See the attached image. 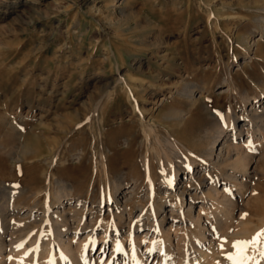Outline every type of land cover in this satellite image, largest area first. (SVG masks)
<instances>
[{
  "label": "rangeland",
  "instance_id": "rangeland-1",
  "mask_svg": "<svg viewBox=\"0 0 264 264\" xmlns=\"http://www.w3.org/2000/svg\"><path fill=\"white\" fill-rule=\"evenodd\" d=\"M90 1L0 0V192L7 186L13 207H33L40 214L46 200L55 204L56 193L68 185L71 204L65 209L73 219L66 225L73 245L91 239L83 230L79 238L73 234L83 202L86 207L105 202L116 185L126 189L118 198L126 210L148 211L174 168L184 170L191 160L204 163L208 170L196 164L192 180L180 179L178 195L187 201L192 187L201 186L212 207L214 169L235 174L227 182L232 192L225 189L231 198L218 201L231 214L224 224L229 233L218 241L225 255L220 252L210 263L240 264L254 242L240 247L234 242L247 241L242 238L247 229L257 228L254 234L264 229L258 225L264 223V113L249 108L254 97L264 100V0H94L95 13L89 12ZM243 98L249 100L245 112L253 111L257 120L250 118L249 135L241 127L227 139L221 161H215L226 136L219 137L220 131L228 130ZM4 190L0 201H9ZM222 194L219 190L218 197ZM132 200L138 210L131 209ZM210 206L192 203L191 215L198 213L201 221ZM9 209L6 216L15 220ZM101 215L128 237L125 214L119 220L106 210L86 214L85 226L96 227L94 250L103 233ZM27 220L18 221L12 233L24 244L21 257L27 255L30 264H69L67 253L54 246L51 256L39 253L49 230L40 219ZM175 223L163 220L170 243L175 240L167 259L179 264L190 249ZM242 229L246 232L239 233Z\"/></svg>",
  "mask_w": 264,
  "mask_h": 264
},
{
  "label": "bare ground",
  "instance_id": "bare-ground-1",
  "mask_svg": "<svg viewBox=\"0 0 264 264\" xmlns=\"http://www.w3.org/2000/svg\"><path fill=\"white\" fill-rule=\"evenodd\" d=\"M88 9H89V12H91V13H95L97 11L94 0H91L89 2V8ZM255 41L256 40L254 39L252 44H255ZM248 102H249V100L247 98H243L242 106L238 109V111L234 115L232 114L233 116L230 115L231 118H229L230 121L228 122V125H227L229 127L228 130L225 131L223 129L220 131L219 137H222V135H226V136H225V138L222 137L219 140V141H221L223 139V142L221 143V146L219 148V151H218V154L216 156L215 161H221L219 159V156L221 154V151L224 148V142L227 139L232 140L230 138H234L237 135V132H240V131H238L239 128L244 127V129H245V133L243 132L244 135H247L248 132H251L250 129H253V128H251L253 126H252V123H250V118H254L257 115L254 114L253 111H251V113L245 112L247 110L246 108L248 107V105H247ZM250 105L251 106L249 108L256 106L260 109V113H264V100L263 99L260 100L257 97H254L252 102L250 103ZM244 108L246 110H244ZM257 111H258V109H257ZM258 117L260 119V116H258ZM255 118L257 120V117H255ZM252 120H255V119H252ZM252 122L254 123V121H252ZM261 122L264 123V121H261ZM263 123H261V124H263ZM257 129H258V126H257ZM257 129H256V131H257ZM259 130H261V129H259ZM262 130H264V129H262ZM261 131H258V132H261ZM255 133H257V132H255ZM260 134H262V133H260ZM251 135L252 134H250V137L247 136L248 138H246V139L248 140L249 138H251ZM237 141H238V139H237ZM234 143H235V141H234ZM235 156L237 157V155H235ZM215 161H214V163H216ZM196 164H198L199 166H201L205 170H208L207 169L208 167L205 166L204 163H198L197 162ZM196 164L194 163V160H191V161H188L184 170L174 168L172 171V175H171L170 180L167 181L166 184H162V187L160 188L161 194L156 199L155 205L151 209H149V210L147 209L148 211L143 212V211L138 210V208H139V207H137L138 202H136L135 200L131 201L134 204V208H132V206H133L132 205L131 209H137L138 211L135 214H132L130 209L126 210L125 206H123L121 204L122 202L120 203L119 202L120 200L118 199L119 197H122L124 195V193L126 192V189L124 187H123V189H120L116 185L113 186V188L111 189V192H109V194L106 196L105 202H103V200H100L99 203L97 204V206H95V207H92V205H89L88 207H86L84 205V202H83L82 204L84 206L85 211L81 215V218L80 217L77 218L78 216L76 217L77 221L79 220V223H78V226H75V230L73 229L74 230L73 234L76 237H78L77 232L79 230H83L85 232V235H87V236L89 235L88 237H90L91 239H89L88 241L85 240L86 243L85 242L82 243V242H80L81 240L80 241L77 240L76 242L74 241L75 243L73 245L70 242V240L68 239V236H67L68 226L66 225L67 223H69L73 219V217H72L73 213L71 211H67L65 209L66 208L65 204L70 203V199L68 198L69 197L68 194L70 192L69 191L70 187L68 185H64L56 193V195H55L56 203L55 204L53 202H51L50 200H46L47 202L44 204L43 208L41 209L40 214L33 207L32 208L31 207H25V208L20 207V209L17 208V206H16V208L13 207L12 202L10 201V199H11L10 192L7 193L4 190V188L7 186L3 187L2 191L4 190V192H6V194L9 195V196L7 195L9 198L7 200H9V201H6V200L0 201V264H30L26 259L27 255H26L25 260L22 258L23 257L22 253L24 255V250H25L24 246H22L24 244L20 245V243L17 242V241H19V240H17V238H16V240H14L15 238L12 239V235H13L12 233H14V232L16 233V231H17V230L13 231L14 229H16L15 224L18 223V221H26L27 219H30V218L35 219V220L40 219L42 221V223H45V226H44L45 229L48 228V230H49L47 235H45L46 237L42 238V240L43 239L44 240L40 245V252L39 253L44 255V257H46L47 253H48V256H49L51 253V250H53V246H54L56 249L61 250V251L63 250L67 253V259H68L69 264H81L83 262H88L90 264V263H92V261H94V260L100 261V259H103L105 262L113 261L115 264H133V262L136 260L140 261V264H172L175 259L173 258L174 260L173 259L169 260L167 258H169L168 256L170 255V252L173 253V251H174V248H172V246L174 245L175 240H174L173 245H172L171 244L172 242L170 243V237H169L170 235L168 234L169 233L168 229H167L168 226L166 228L163 226V220L164 219L170 221V223L176 222L175 224H177L178 229L181 230V233H184L186 235L185 236L186 240L189 242L190 255H187V253L182 254L183 257L181 258V256H180L181 259L179 260V264H209L211 260L219 257V254L222 253L221 250L222 251L224 250V249H220L221 246L219 245L220 243L218 244V241L219 240L221 241V239H223L224 236L228 235V233H229L228 230H229L230 226L228 225V227H226V226H224V224H225V221L227 223L226 219L229 218L231 216V214L229 213V209H227V210L221 209V207H219L220 205H219L218 201L220 199H224V198L229 197V196H227V193H225V191H227L225 189L229 188L228 190H230L231 185L229 187L227 185L228 184L227 182H229L230 179L234 180L236 178V176L232 172H224L221 174H216V173H214L215 169H214V171L212 170L214 175L212 173V175L209 179V186H211L213 193H214V195H213L214 200L211 198L213 203H214V204H212V207L210 205H208V202H207V205L205 204V200L208 199V198H206L207 197L206 194L209 195L208 191L206 189H204V190H206L204 192V190H201V188H200L201 186L199 187L198 185H195L192 187L193 188L192 191L194 194L191 193L192 191H189L188 200L184 201V200H182L183 199L182 196L178 195V191H177L178 188H176V186L180 181L183 180V178L185 179V178L189 177V174H191L192 170H194V167ZM235 164H234V166H236ZM234 166L231 168L232 170L235 168ZM212 167L214 168L215 166H212ZM195 173H197V172H195ZM190 176H192V175H190ZM177 178H178V180H176ZM180 179H182V180H180ZM233 184H235V183H233ZM236 188H237V186H236ZM151 189H152V186H150L148 188V190H150V192H151ZM6 190L8 191V188ZM196 190H198L200 193H197ZM219 190H223V194L220 195V197H218ZM1 192H0V194H1ZM225 194H226V196H225ZM240 195H241V193L239 194V196ZM149 196L151 197V195H149ZM2 198L4 199V197H2ZM2 198H0V199H2ZM171 198H172V200H171ZM230 198L231 197H229L228 199H230ZM124 199H128V198L125 197ZM195 202L198 203V206L200 207V209H204V207H208V206H210V208H211L210 212H208L209 214L208 213L206 214L207 211L205 212V216L203 219H201V221L199 220L198 213L195 216L191 215L190 207H191L192 203H195ZM184 203H186V207H184V205H185ZM230 203H232V201L229 202V204ZM224 205L227 206V204H224ZM7 206H9V207H7ZM201 207H203V208H201ZM7 208L8 209L10 208L12 211H14L16 213L17 216L13 213L16 216L15 220L6 216L9 213L6 210ZM74 208H73V212H74ZM205 209H207V208H205ZM77 210L75 209V211H77ZM104 210H106L107 213L112 216L111 218H115L116 220L121 219L123 214H125L124 216H126V218L129 220V223H128L129 227H128V230L126 231V234L128 235V237L126 238L125 236L120 235L121 232L118 231L117 227H115L114 224H113L114 225L113 227H110V225L108 226L109 221L107 220L108 221L107 222L106 219H104L106 217L101 215L100 216L101 222H100V220H99V222L101 223V225L104 228H103V233H102V235L100 237V241H99L100 245L96 250H94L95 245H94L92 238L94 237V233H95L94 229L96 227H90V228L86 227L85 221H84V216H86V214H88V217H90V215H92V213L96 212V213L100 214ZM186 215H188L189 225L185 221V219L187 218ZM39 216L41 218H39ZM75 216H76V214H75ZM176 216H178L179 219L176 220L175 219ZM261 218H259V220ZM124 219H125V217H124ZM232 219H233V217H232ZM80 220H81V222H80ZM87 220H88V218H87ZM113 221L115 222V220H112L111 222H113ZM111 222H110V224H111ZM230 222H231V220L229 221V224H230ZM33 223H35V222H33ZM227 224H225V225H227ZM259 224L263 225L264 223L259 221L258 225ZM19 225H20V223H19ZM19 225H17V226H19ZM37 226H39V225H37ZM225 227L228 229H226ZM261 227H264V226H261ZM259 228H258V230H259ZM100 229H102V228H100ZM256 229H255V232H256ZM48 230L46 229V231H48ZM40 231H41V228H40ZM135 231H138L141 233L136 234ZM242 231H245V229L244 230L242 229L239 233H241ZM247 231L248 232L245 234L246 236H248V233H250V234L253 233L250 236H252V235H254V237L257 236V233L254 234L255 232L249 231V229H247ZM174 233H176V231ZM43 235L44 234H42V236ZM176 235H177V233H176ZM230 235H231V233H230ZM243 235L240 234V236H243ZM245 235L242 238H245L248 241L250 236L247 238ZM31 237H33V234ZM34 237L35 238H32L31 241H33L34 239L36 240L37 235L34 234ZM155 239H157V245L155 243L153 244ZM245 239H243V240H245ZM178 241L179 240H177V242L175 243V246L178 243ZM205 242H207V244L202 245ZM227 244L225 242L223 247H225V245L227 246ZM141 245H143V246L141 247ZM155 246L157 248H155ZM250 247L251 246L248 247V251L246 253H244L243 255L241 254L242 255L241 257H243L245 255L244 256L245 260L243 259L244 261L243 262L241 261L240 264H264V235H261L258 238V240L256 242H254L253 246L251 248ZM175 251L177 252L178 249ZM244 251H246V250H244ZM26 252H29V251H25V254H26ZM223 254L225 255V253H222V255ZM31 255L33 256V254H31ZM236 255L239 256L238 254H236ZM177 256L178 255H176V257ZM232 258H234V257H232ZM235 259H236V261L239 260V258L237 259V257ZM41 260H42V258H41ZM214 260H213V262H214ZM221 261L222 260L219 259L218 263H220ZM222 262H225V260H223ZM233 262L235 263V260ZM233 262L230 261L228 264H231ZM41 264H42V261H41ZM45 264H47V263H45ZM52 264H53V262H52ZM237 264H238V262H237Z\"/></svg>",
  "mask_w": 264,
  "mask_h": 264
},
{
  "label": "snow or ice",
  "instance_id": "snow-or-ice-1",
  "mask_svg": "<svg viewBox=\"0 0 264 264\" xmlns=\"http://www.w3.org/2000/svg\"><path fill=\"white\" fill-rule=\"evenodd\" d=\"M261 235H264V230H261V232L257 233V236L253 238V241H237V242H234V246L240 247L241 245H247L249 243L256 242ZM241 251H243V248H241Z\"/></svg>",
  "mask_w": 264,
  "mask_h": 264
}]
</instances>
